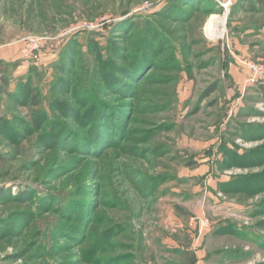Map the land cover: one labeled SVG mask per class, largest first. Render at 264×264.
I'll list each match as a JSON object with an SVG mask.
<instances>
[{
    "label": "rangeland",
    "instance_id": "obj_1",
    "mask_svg": "<svg viewBox=\"0 0 264 264\" xmlns=\"http://www.w3.org/2000/svg\"><path fill=\"white\" fill-rule=\"evenodd\" d=\"M261 60L264 0H0V264H264Z\"/></svg>",
    "mask_w": 264,
    "mask_h": 264
},
{
    "label": "built area",
    "instance_id": "obj_2",
    "mask_svg": "<svg viewBox=\"0 0 264 264\" xmlns=\"http://www.w3.org/2000/svg\"><path fill=\"white\" fill-rule=\"evenodd\" d=\"M231 2H229L230 6ZM227 5H222V8H226ZM249 75L246 78L245 82L248 86H255L264 82V60L253 63L250 61L244 62Z\"/></svg>",
    "mask_w": 264,
    "mask_h": 264
},
{
    "label": "bare ground",
    "instance_id": "obj_3",
    "mask_svg": "<svg viewBox=\"0 0 264 264\" xmlns=\"http://www.w3.org/2000/svg\"><path fill=\"white\" fill-rule=\"evenodd\" d=\"M224 30L225 19L217 15L210 16L204 29L206 35L211 39L221 38L224 34Z\"/></svg>",
    "mask_w": 264,
    "mask_h": 264
},
{
    "label": "crops",
    "instance_id": "obj_4",
    "mask_svg": "<svg viewBox=\"0 0 264 264\" xmlns=\"http://www.w3.org/2000/svg\"><path fill=\"white\" fill-rule=\"evenodd\" d=\"M243 51L244 50H242V52ZM211 238H213V235L212 236H209V238H207V239H203L204 242L202 241V243L199 244L200 247L198 246V249L195 248L196 249L195 252L190 253V257L191 256L193 257L192 259L195 260L194 261L195 264H208L209 263L210 260L208 261L207 257L208 256H211L210 253H208L209 252L208 250H210L209 249L210 248L209 246H211V243H210L211 240H212ZM198 240H197L196 243H199ZM208 244H209V246H208L209 248H207V245ZM210 264H216V263H213V261H212V262H210Z\"/></svg>",
    "mask_w": 264,
    "mask_h": 264
},
{
    "label": "trees",
    "instance_id": "obj_5",
    "mask_svg": "<svg viewBox=\"0 0 264 264\" xmlns=\"http://www.w3.org/2000/svg\"><path fill=\"white\" fill-rule=\"evenodd\" d=\"M238 260H239V259H234V261H236V262H239Z\"/></svg>",
    "mask_w": 264,
    "mask_h": 264
}]
</instances>
